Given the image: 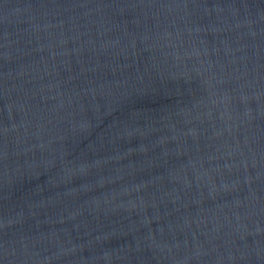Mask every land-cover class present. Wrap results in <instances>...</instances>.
<instances>
[{
  "label": "water",
  "instance_id": "water-1",
  "mask_svg": "<svg viewBox=\"0 0 264 264\" xmlns=\"http://www.w3.org/2000/svg\"><path fill=\"white\" fill-rule=\"evenodd\" d=\"M0 264H264V0H0Z\"/></svg>",
  "mask_w": 264,
  "mask_h": 264
}]
</instances>
